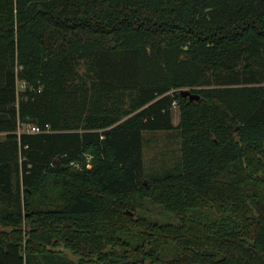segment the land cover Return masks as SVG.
<instances>
[{"label": "trees", "instance_id": "16d2710c", "mask_svg": "<svg viewBox=\"0 0 264 264\" xmlns=\"http://www.w3.org/2000/svg\"><path fill=\"white\" fill-rule=\"evenodd\" d=\"M0 133V264H264V0H0Z\"/></svg>", "mask_w": 264, "mask_h": 264}, {"label": "rangeland", "instance_id": "374dc122", "mask_svg": "<svg viewBox=\"0 0 264 264\" xmlns=\"http://www.w3.org/2000/svg\"><path fill=\"white\" fill-rule=\"evenodd\" d=\"M173 115L175 123L179 124L178 108L173 110ZM29 125L33 124L22 126L21 132H27ZM4 136L5 134L0 133V141L4 139ZM144 140V161L147 172L159 169L164 162L171 167L181 161V140L176 130L145 132ZM138 215L158 224H178V219L173 213L163 206L152 204L151 201H147L146 210L139 212ZM188 215L205 222L213 221L215 216L213 212L201 210H192Z\"/></svg>", "mask_w": 264, "mask_h": 264}, {"label": "built area", "instance_id": "2783aa9c", "mask_svg": "<svg viewBox=\"0 0 264 264\" xmlns=\"http://www.w3.org/2000/svg\"><path fill=\"white\" fill-rule=\"evenodd\" d=\"M22 86V88H25V84L23 83V84H21ZM25 127H26V125H25ZM28 131L27 132H29V133H39L40 132V129L37 127V126H34V125H29L28 126ZM22 130V129H21ZM21 132H19V134H20Z\"/></svg>", "mask_w": 264, "mask_h": 264}, {"label": "water", "instance_id": "95a60500", "mask_svg": "<svg viewBox=\"0 0 264 264\" xmlns=\"http://www.w3.org/2000/svg\"><path fill=\"white\" fill-rule=\"evenodd\" d=\"M182 94L186 97V96H190L191 100H199V98L195 95H192L190 91H183Z\"/></svg>", "mask_w": 264, "mask_h": 264}, {"label": "crops", "instance_id": "0c3cea01", "mask_svg": "<svg viewBox=\"0 0 264 264\" xmlns=\"http://www.w3.org/2000/svg\"><path fill=\"white\" fill-rule=\"evenodd\" d=\"M175 108H177V107H175ZM175 108H174V109H175ZM173 123H174L175 127H177V126L179 125V124L175 123L174 115H173ZM179 123H180V117H179Z\"/></svg>", "mask_w": 264, "mask_h": 264}]
</instances>
